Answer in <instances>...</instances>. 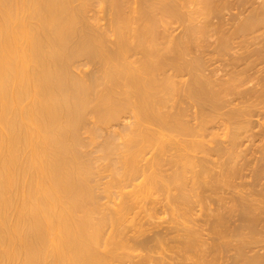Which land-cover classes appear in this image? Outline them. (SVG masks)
<instances>
[{
    "label": "bare ground",
    "instance_id": "1",
    "mask_svg": "<svg viewBox=\"0 0 264 264\" xmlns=\"http://www.w3.org/2000/svg\"><path fill=\"white\" fill-rule=\"evenodd\" d=\"M0 264H264V0H0Z\"/></svg>",
    "mask_w": 264,
    "mask_h": 264
},
{
    "label": "rangeland",
    "instance_id": "2",
    "mask_svg": "<svg viewBox=\"0 0 264 264\" xmlns=\"http://www.w3.org/2000/svg\"><path fill=\"white\" fill-rule=\"evenodd\" d=\"M216 63L219 65V64H220V61H217ZM216 63H215V64H216ZM128 189H130V188H128ZM128 189H127V190H128ZM145 196H146V195H142V196L139 198V199H140V203H139L140 207H138L137 209H139V212H140V210H141V212H143L144 210H142V209H145V211L149 214L148 211H150V206H151V205H148V204L151 203L152 205H154V200H155V198H157V197H155V196H148V195H147L146 197H145ZM154 197H155V198H154ZM141 198H146V201L148 200L147 198H149V200H148L147 203H146V202L144 201V199H141ZM151 198H153V199H151ZM142 200H143V203H145V204L147 205L148 208H147V207H146V208H143V206H141ZM151 200H152L153 202H152ZM149 202H150V203H149ZM156 202H158L157 199L155 200V203H156ZM143 203H142V204H143ZM145 204H144V206H145ZM157 204H159V203H156V205H154V207L152 206L151 208H154V209H152V210L150 211V212H152V214H151L152 216H153V214H154V216L156 215L155 217H159V216L162 214V213H161V210L163 209V208L161 209L160 207H158V206H161L160 204H159V205H157ZM156 208H157V209L160 208L159 211H158ZM137 209H136V210H137ZM155 209H156V210H155ZM137 211H138V210H137ZM159 212H160V215H158ZM143 213L145 214V212H143ZM143 213H141V216H144ZM147 213H146V214H147ZM162 216H163V214H162ZM162 216H161V217H162ZM155 217H153V218L156 219ZM163 217H165V216H163ZM145 218H146V217H145ZM159 218H160V217H159ZM159 218H157V219H159ZM154 219H153V220H154ZM156 221H157V220H156Z\"/></svg>",
    "mask_w": 264,
    "mask_h": 264
}]
</instances>
